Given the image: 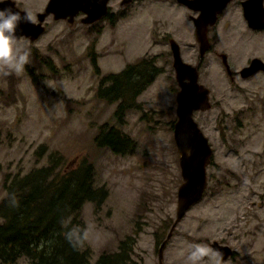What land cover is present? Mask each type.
I'll use <instances>...</instances> for the list:
<instances>
[{"label":"rangeland","instance_id":"rangeland-1","mask_svg":"<svg viewBox=\"0 0 264 264\" xmlns=\"http://www.w3.org/2000/svg\"><path fill=\"white\" fill-rule=\"evenodd\" d=\"M111 9L112 17L93 24L82 23L78 14L71 23L49 21L34 41L17 39L18 47L30 53V63L20 76H0V199L7 176L46 164L52 151L69 165L87 158L107 195L100 204L81 206V247L91 251L93 262L126 240L135 264H157V246L175 218L183 180L172 127L179 86L168 37L180 43L185 61L196 63L198 43L187 18L193 12L167 0ZM224 46L201 61L199 81L211 90V107L193 112L213 150L207 188L177 222L165 246V264H183L189 245L210 246L213 240L233 248L221 264H264V72L246 78L236 74L231 80L215 53L264 59V32L239 40L233 53ZM144 55L154 57L161 70L118 119L116 101L95 95L99 79ZM105 121L132 139L130 149L113 152L93 142Z\"/></svg>","mask_w":264,"mask_h":264},{"label":"trees","instance_id":"trees-1","mask_svg":"<svg viewBox=\"0 0 264 264\" xmlns=\"http://www.w3.org/2000/svg\"><path fill=\"white\" fill-rule=\"evenodd\" d=\"M160 70L154 57L141 56L121 71L103 75L95 95L107 103L116 101L113 115L121 119ZM97 131L93 138L97 146L119 153L132 147V139L109 121ZM47 157L46 164L6 177L0 199V264L21 258L26 264H126V252L131 250L126 240L116 252L104 251L93 262L91 251L81 247L79 210L84 202L100 204L107 195L105 187L96 184L92 162L82 158L69 165L57 150ZM13 197L16 206L11 204Z\"/></svg>","mask_w":264,"mask_h":264},{"label":"water","instance_id":"water-1","mask_svg":"<svg viewBox=\"0 0 264 264\" xmlns=\"http://www.w3.org/2000/svg\"><path fill=\"white\" fill-rule=\"evenodd\" d=\"M45 11L38 18L35 24L21 23L16 37L28 36L32 40L44 31L41 21L46 12H52L55 19H67L71 23L79 11L85 12L82 22L92 23L100 19L107 13V0H48ZM193 10H198L199 14L194 19V34L199 43V55L203 56L210 42L207 36V25L214 24L217 14L225 7L228 0H178ZM245 5V4H244ZM247 6V5H245ZM11 8L23 16L25 10L19 9L13 0H4L0 3V9ZM247 7H244L245 17L251 22L247 14ZM264 23V22H263ZM253 24V23H251ZM257 23L254 26H260ZM264 25V24H263ZM172 66L175 71L179 89L176 93L175 114L177 118L173 122V139L176 150L179 153L178 163H180V175L182 182L177 186V203L175 207V218L165 234L164 240L160 242L157 249V264L164 263V251L168 240L172 237L173 230L186 214V210L197 203L203 196L207 188L206 168L211 161L213 150L197 121L194 118V110H202L211 107L210 90L206 85L199 82L198 68L186 62L179 51V45L171 38ZM224 60L225 55L223 54ZM258 69L264 70V62L258 58H252L248 66L240 70L243 77L252 75ZM213 249L218 250L222 255V260L233 254V248L228 244H221L217 240L210 243Z\"/></svg>","mask_w":264,"mask_h":264},{"label":"flooded vegetation","instance_id":"flooded-vegetation-1","mask_svg":"<svg viewBox=\"0 0 264 264\" xmlns=\"http://www.w3.org/2000/svg\"><path fill=\"white\" fill-rule=\"evenodd\" d=\"M13 1L15 2V5L21 10L23 9L25 11H28V8L29 9L31 8L29 11L35 16L36 21H38V18L43 14V12L45 11L46 5L49 2L48 0H13ZM137 1H142V0H107V3H106L107 13H106V15L108 17H112V14L114 12L111 9L112 5H114V6L119 5L121 8H125V7L129 6L131 3L137 2ZM42 2H43V5H42V7H40V9H32V7L30 6L31 3H42ZM167 2H169V4L174 6V7H177V8L178 7H185L188 10L193 12V13H190L187 16V18L192 20L193 31H194V19H193V17L197 16L199 14V11L193 10L191 7L190 8L187 7L184 3L179 2L178 0H167ZM244 4L247 6H245ZM24 5H27L28 8ZM224 6L225 7H223L222 10L217 14L216 20L214 21V24L207 25L206 30H207L208 40L210 42L209 47L204 52V55L200 56L199 55V43H198V55H199L198 60L196 63H190L189 62L190 64H193L198 68V79L199 80H200L199 74H200V68H201L200 65H201L202 59L205 56V53L210 52L213 48H215L218 45L219 46L225 45L224 47H226V50H228L230 53H233V52H235V49L233 47L236 45L237 42H239V40L246 39V40L251 41L254 37H256L259 34H262L264 32V25H263L264 24L263 23L264 22V0H228ZM244 7H247V10L250 11L249 14H247L248 17L251 19L250 23H249L248 19L245 17ZM78 14L83 15L80 18V21L82 22V18L84 17L85 12L79 11V13H77L75 15V17L78 16ZM106 15H104L103 17H106ZM59 19H62V18H59ZM59 19H55L54 14L52 12H46L45 17L41 21V24L44 26V31L40 35H42L46 31L49 21L59 20ZM65 20H67V19H65ZM97 20H95V21H97ZM112 20L113 19H111V21ZM93 23H95V22H92L91 24H93ZM251 23H253V24H251ZM257 23H261V25L260 26H254ZM39 36H38V38H39ZM21 37L28 38L29 40L34 41L31 38H29L28 36L23 35ZM19 38H17V39H19ZM171 38H173L176 41V43L179 45V51L181 54V45H180V43L177 42V40L173 36L168 37V43L170 44L169 41ZM194 38H195V34H194ZM195 41H196V39H195ZM170 51H171V44H170ZM215 53L219 55L220 61H221L222 65L225 66L226 72L229 75V77L231 78V80H234L236 78L235 77L236 74L243 77L240 74V70L243 67L248 66L249 63L251 62L252 58L258 57L264 62V59L260 55H256V54L242 55L240 53L239 54L233 53V54L228 55L227 53L222 52L221 50H219V51L216 50ZM223 54L225 55V60H224ZM171 56H172V51H171ZM242 60H244V61L241 64L242 65L241 68L237 71L232 70V67L239 65L240 61H242ZM172 68H173V66H172ZM173 70H174V68H173ZM258 71L264 72V70L258 69L257 71L253 72L252 74H254ZM250 76H252V75H250ZM250 76H248V77H250ZM244 78H246V77H244ZM163 240H164V238L159 241L158 245ZM233 254H234V252H233ZM133 259L134 258L132 257V249L128 250V252H126V255H125L126 264H135L132 261Z\"/></svg>","mask_w":264,"mask_h":264},{"label":"clouds","instance_id":"clouds-1","mask_svg":"<svg viewBox=\"0 0 264 264\" xmlns=\"http://www.w3.org/2000/svg\"><path fill=\"white\" fill-rule=\"evenodd\" d=\"M4 0H0L3 3ZM21 23L35 24V16L25 11L23 16L11 8L0 9V76H20L30 63V53L18 47L16 33ZM16 206L15 197L11 200ZM221 253L212 247L195 243L189 245V251L183 264H221Z\"/></svg>","mask_w":264,"mask_h":264}]
</instances>
